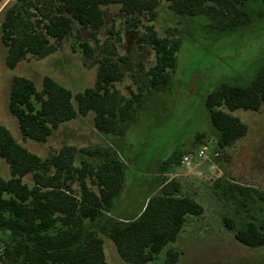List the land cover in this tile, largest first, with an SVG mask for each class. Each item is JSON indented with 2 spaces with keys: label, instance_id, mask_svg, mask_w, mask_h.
I'll list each match as a JSON object with an SVG mask.
<instances>
[{
  "label": "trees",
  "instance_id": "trees-1",
  "mask_svg": "<svg viewBox=\"0 0 264 264\" xmlns=\"http://www.w3.org/2000/svg\"><path fill=\"white\" fill-rule=\"evenodd\" d=\"M5 0H0V6ZM249 0H10L0 12V53L14 70L29 57L44 59L79 29L104 30L107 12L116 7L121 20L141 34L144 45L155 52V64L142 76H133L136 90L126 97L117 88L126 77L114 52L97 62L96 84L73 94L50 77L42 89L26 77L12 80L9 114L18 121L25 141L46 143L60 125L94 114L98 132L114 135L135 111L145 93L169 84L177 66L180 39L174 33L159 36L154 25L162 3L180 17L206 16L212 27L234 30L248 21ZM177 32V30H175ZM107 34L121 43L122 33L111 27ZM79 37V35L77 36ZM81 49L93 57L94 49L82 42ZM205 105L219 146L226 148L244 137L247 124L232 115L238 110L259 112L264 108V68L245 86L223 84L208 95ZM84 159H80V157ZM184 155L175 154L166 167L180 165ZM109 158L108 150L65 146L48 158L32 153L20 144L0 122V161L10 169L3 179L0 167V264H109L105 239L114 243L121 259L129 264H148L177 241L188 217H201L204 207L185 195L178 179H164L158 194L150 195L142 209L131 216L114 215L115 202L126 181L125 165L119 159L98 164L92 159ZM223 179H217L220 188ZM226 197L237 210L249 215L239 226L238 219L224 217L227 230L249 248L264 247V192L227 183ZM262 218V219H261ZM167 264H175L179 253L167 251Z\"/></svg>",
  "mask_w": 264,
  "mask_h": 264
},
{
  "label": "rangeland",
  "instance_id": "rangeland-1",
  "mask_svg": "<svg viewBox=\"0 0 264 264\" xmlns=\"http://www.w3.org/2000/svg\"><path fill=\"white\" fill-rule=\"evenodd\" d=\"M9 1L2 3L0 12ZM245 9L248 13L245 25L221 30L213 28L206 16L180 17L162 3L154 25L159 36L175 32L180 39L176 69L168 85L145 93L114 135L98 132L93 123L94 114H89L60 125L46 143L25 141L18 121L9 114L8 102L15 77L32 80L39 90L44 77H50L74 95L82 93L95 86L97 62L111 52L114 59H128L122 64L126 77L116 86L129 97L128 88L136 90L132 77L144 75L156 59L153 49L143 44L141 34L121 20L118 8L108 10L106 29L96 31L75 26L74 33L54 54L44 59L29 57L14 70L7 68V52L1 47L0 122L20 144L42 158H48L65 146L108 150L109 158L91 162L119 159L125 165L126 181L115 202L113 214L116 216L138 213L150 195L159 193L164 179H178L183 193L202 204L203 216H189L177 241L148 264H167L170 249L179 253L175 264H264V247L244 246L223 223L226 216L238 219L239 226L249 220L248 213L236 211L235 203L226 197L227 183L264 192V108L259 112H233L234 117L247 124L248 132L232 146L221 148L220 133L213 126L205 105L208 95L223 84L245 86L264 68V0H249ZM111 27L122 33L121 43L117 44L115 38L107 34ZM82 42L93 47L92 58L83 53ZM204 147L208 148L209 158L201 161L193 173L180 177L174 167L167 171L165 161L169 157L195 155ZM213 154L219 156L213 157ZM0 167L2 178L9 179V166L0 161ZM160 170L168 176H160ZM217 179H223L224 183L216 189ZM260 205L263 209L257 207L254 214L263 217L264 204ZM6 235L0 233L1 238ZM104 239L108 263L129 264L121 259L114 243Z\"/></svg>",
  "mask_w": 264,
  "mask_h": 264
},
{
  "label": "built area",
  "instance_id": "built-area-1",
  "mask_svg": "<svg viewBox=\"0 0 264 264\" xmlns=\"http://www.w3.org/2000/svg\"><path fill=\"white\" fill-rule=\"evenodd\" d=\"M218 156V154H213V157ZM208 158V148L204 147L195 155H184L179 167L186 171V174L189 175L193 173L195 168L200 166L201 161L207 160ZM186 174L183 175L186 176Z\"/></svg>",
  "mask_w": 264,
  "mask_h": 264
},
{
  "label": "crops",
  "instance_id": "crops-1",
  "mask_svg": "<svg viewBox=\"0 0 264 264\" xmlns=\"http://www.w3.org/2000/svg\"><path fill=\"white\" fill-rule=\"evenodd\" d=\"M172 157V156H171ZM171 157H169L165 162H167ZM165 162H163V163H165ZM162 163V164H163ZM180 165H176V166H173L174 167V170H176V173L175 174H179V176L181 177L183 174H186V171H184V170H182V168H180L179 167ZM171 170H173V168L171 167V168H168V170L167 171H171ZM160 172H161V174H160V176H168L167 174H166V172L165 171H162V170H160ZM169 180H171V179H169ZM162 185V184H161ZM132 215V214H131ZM130 215V216H131Z\"/></svg>",
  "mask_w": 264,
  "mask_h": 264
}]
</instances>
